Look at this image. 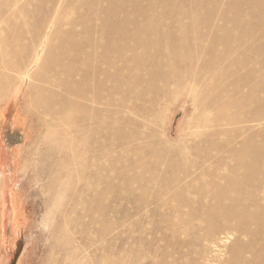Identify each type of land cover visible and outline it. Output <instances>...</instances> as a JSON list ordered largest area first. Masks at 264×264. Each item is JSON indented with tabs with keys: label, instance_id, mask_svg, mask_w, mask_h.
Listing matches in <instances>:
<instances>
[{
	"label": "rangeland",
	"instance_id": "374dc122",
	"mask_svg": "<svg viewBox=\"0 0 264 264\" xmlns=\"http://www.w3.org/2000/svg\"><path fill=\"white\" fill-rule=\"evenodd\" d=\"M108 1L111 0H94V3L86 9L79 5L78 0H55L54 3L44 2L43 4H39L38 0H0V62L6 57L4 55L8 56V53L13 52L18 44H20L19 47H24L27 44L28 41L26 40V42L25 39H30V36L23 38L22 33L29 32L30 25L43 8L45 11L55 10V12H47L46 15L51 22L59 21L60 34L68 31L70 24L75 20L79 21V18H84L83 16L85 18L81 20L80 26H76L75 33L82 34L86 26L90 28L89 26L94 24L96 27L105 20L110 26L113 23V12L117 19L131 20L134 18L142 28L144 17L147 16L143 15L144 10L150 9L148 11L149 22L156 19L153 23L164 24L172 21L176 15L180 17L179 19L183 18L184 22H188L182 11L187 13L193 8L192 0H180L178 3L175 0H112L113 3ZM212 1L214 0L207 2ZM217 1L218 3L214 5L205 3V10H201L200 16L213 13L214 20H217L222 14L229 17L233 15L231 11L226 10V7L228 9L232 2L231 0ZM242 6L241 9L247 10L245 4ZM111 7L113 8L111 9ZM106 8L111 11L98 13L100 9ZM84 9H86L85 12ZM115 11L118 13L115 14ZM132 11L136 12L132 13ZM90 12L93 20L88 19V14L91 15ZM97 13L98 15H96ZM89 20L93 23H90ZM83 23H86L85 27ZM122 28L128 32L133 29L131 24H123ZM230 29L234 34H238L237 27L236 29L230 27ZM97 30L92 32L91 28L89 29L92 33L91 36L96 39H98ZM116 36L114 29L109 38L113 39ZM148 37L151 41L158 39V35L155 33H151ZM9 43L13 45L10 46ZM207 43L206 40L203 41L204 46ZM216 48L220 50L221 46L217 45ZM168 52L167 48H164L160 54L153 48L138 47L135 53L125 50L123 52L125 59L118 62V68L120 67L123 71L122 74L129 77V81L132 82L133 79L130 78L129 72H137L135 66L138 63L140 66H150L157 57L163 59ZM39 55L40 51L36 57ZM109 56L114 60L117 53L110 51ZM114 67H107L108 72L114 73ZM31 68L23 76L18 72H9L13 81L9 82L0 93V264H256L255 262L264 264V257L262 258L261 255L264 253V161L259 162L260 170L255 171L252 179L246 186L244 185L242 193H237L235 189L231 188L225 195H218L220 192L213 189V184L217 188L218 183H220L218 184L219 190L228 187V183L223 177L229 176L228 168L234 163L231 161L233 160L231 157L232 148L240 147L239 141L245 137V126L249 125L250 128L257 129L261 122H264L263 116L262 121L254 118L245 123V115L251 111L252 105H242L244 110L237 111L232 106L230 107L235 99L233 100L230 93H227V99L224 102L228 110L226 109L224 114L227 116L231 114L232 119L227 118V121H222L220 129L224 131L214 138L217 147L208 149L210 146L207 148V143L204 141L207 135L206 131L211 129V123L208 118L193 112V107L184 97L186 95H183L185 90L180 89V91L179 88L170 85L168 98H158L159 101L153 104L151 112L146 108L147 105L144 102L130 98L125 106L129 107L126 116L135 122H152L153 132L162 136L169 143L175 144L178 149L187 151V159H179V162L168 164L167 160L155 157L147 159L141 164L138 163V168L126 167L121 163L122 154L125 152L119 149L117 138H115L119 136V133L108 132L110 142L107 148L101 151L103 157L99 163L105 165L106 168L101 173L106 177L105 194L96 195L103 189L101 184L96 183L93 185L95 195H87L89 204L86 205V208L82 206V199L85 195H57L58 197H55L60 199L59 204H48L47 206L42 200L45 195L39 194L40 181L35 176L40 165L39 144L44 139L45 130L39 128L27 98L26 89L29 83L27 77L35 70L34 66ZM146 72L143 71L142 75L145 76ZM59 77L63 78L64 74L57 73L55 75V78ZM158 84L161 82L159 81ZM116 86L117 82L115 83L113 79L106 81L109 93L101 99V103L97 106L101 108L102 103L109 102L108 109L111 110L112 116H102V121H113L118 118L113 113L119 108L122 99L121 93L130 92L128 87L120 86V93L113 94L112 90ZM140 88V85H136L134 91H139ZM53 89L59 90L57 87H53ZM243 92L246 94V90ZM94 94L95 91L92 90L89 96ZM169 99L173 103L163 113L161 110L168 102L170 103ZM75 101L72 99L71 102ZM136 106L141 108L139 113L134 112ZM72 113L65 114L71 123L75 118V113ZM120 120L122 121L121 116ZM230 120H234V123H230ZM121 121L118 122L121 123ZM136 130L141 133L147 132L145 126L137 127L135 124V127L126 128L123 134L128 139L129 133ZM64 133L69 134L68 139L71 142L75 140L72 130H64L62 134ZM235 136L239 137L238 140L235 139L236 141L234 140ZM254 139V141L259 140L258 137ZM226 145L227 147L231 146L228 149ZM222 147L224 149H221ZM226 148L228 151L225 150ZM75 154L78 157L81 156L78 152ZM128 154L131 155V153ZM109 158L113 160H109ZM221 160L228 164L224 163L223 165ZM110 163H114V166ZM219 164L221 169L218 170ZM150 165L151 167H149ZM221 165L228 166H225L224 169ZM200 166H204L206 171L203 175L197 176ZM143 168L144 170H141ZM93 171L94 173L100 172L97 166ZM168 173L171 174V176L169 175L171 178H167L169 177ZM212 173L215 174L214 177ZM121 174L124 176L120 178ZM150 176L152 177L150 178ZM199 181L203 184L202 186ZM82 184L83 182L79 183L80 186ZM200 186L202 188H199ZM69 187L72 186L69 185ZM109 187L112 189L110 190ZM209 187L210 189H206ZM66 188L67 185L63 189ZM204 190H206L205 193ZM107 191L109 192L106 193ZM71 199L72 202L77 200L75 208L78 213L76 211L74 214L71 213ZM88 206H90L91 212H89ZM54 212L71 216L72 219L80 222L76 223L73 220V227H71L73 243L65 253L52 251L53 243L50 239L51 230L48 225L54 224L50 221ZM82 215H85V218ZM81 217L83 218L81 219ZM87 221L88 223H86ZM60 224L63 225L62 222ZM61 255L63 259H61ZM250 257L254 260H249ZM248 260L251 262L249 263Z\"/></svg>",
	"mask_w": 264,
	"mask_h": 264
},
{
	"label": "bare ground",
	"instance_id": "6f19581e",
	"mask_svg": "<svg viewBox=\"0 0 264 264\" xmlns=\"http://www.w3.org/2000/svg\"><path fill=\"white\" fill-rule=\"evenodd\" d=\"M38 1L39 4H43L44 2H55V0ZM179 1L180 0H175L177 3ZM207 1L208 0H192L191 3H193V8L191 11H187V13L182 11L188 19V22H184L183 18L179 19L180 17L177 15L169 23H153L156 19L153 20V22H149L148 11L150 9L144 10L145 12H143V15L147 16L144 17V21L142 20L144 22L142 28L134 18L131 20L117 19L114 12L112 13L113 17L110 13L113 18V23H111L110 26L106 20L102 21V23L96 27L94 24L89 26L92 32L98 29L96 32L98 34V39L91 36L92 33L87 26L82 34L75 33L76 26H80L81 20L84 19L85 16H83L84 18L82 19L79 18V21H73L70 24L69 30L60 34L59 21L51 22L46 15L47 12H55V10L50 9L49 11H45L43 8L42 12L38 14L36 17L37 19L35 18L30 27L28 25L29 34L25 31L26 34L22 33L24 35L23 38L30 36V39H25V41H28H26L27 44H21L25 46L19 47L20 44L17 45L16 42L15 44L18 47H14V51L9 52L8 56L6 54L4 55L6 57L0 62V93L9 82L13 81L9 72H18L19 75L23 76L27 73L26 71L29 68L33 66L35 68L33 73L27 77V82L29 80V83L26 93L28 101H30L29 103L31 104L30 108L33 117L38 121L39 128L45 130L44 139L41 144H39L40 165L35 174L37 180L40 181L39 194L45 195L42 199L44 200V205L48 206V204L52 205L55 203L58 205L60 199L58 200L57 197L59 195H85L82 199V206L86 208V205L89 204L87 203V197L89 195H95V188L93 185L96 183L103 186L102 191L96 195L105 194L104 187H107L105 186V184L107 185L106 177L101 173L106 170V168L105 165L99 163L103 157L101 151L107 148L110 142L108 132L119 133V136L115 138H117L119 149L125 152V154H122L121 163L126 167L138 168V163L141 164L143 161L155 157L167 160L168 164H173L175 161L179 162V159H187V151L178 149L175 144L169 143L162 136L153 132L152 122H135L132 118L126 116L128 115L126 113L129 112L127 109L129 107L125 106L130 98L135 101L144 102L145 105H147L146 108L150 109L151 112L153 104L159 101L158 98H168V94L170 93L168 92V87L170 85H174V87L179 88V90H185L183 95H186L184 97L188 99L190 105L193 107V112L208 118L211 123V129L206 131L207 135L204 141L207 143V148L210 146L208 149L215 146V136L224 131L220 129L222 121L231 118V114L230 116L224 114L225 110H228L224 102L227 99V93H230L229 95L233 97V100L235 99L233 105H230V107L232 106V108L237 111L242 110L244 105H252V109L250 108L251 111L247 112L246 115L244 114L245 123H248L254 118L259 121L263 120L264 0H231L232 2H229L230 4L228 9L226 7V10L229 12L231 11L233 15L229 17L222 14L217 20H214L215 17L213 13L200 16L201 10H205V3H213V5L218 3L217 0L212 2ZM78 3L80 6L88 9L89 6L94 3V0H78ZM114 4L110 3L112 6H114ZM243 4H245L247 10L241 9ZM112 8L113 7H111V9ZM86 9H84V12ZM107 10L108 12L111 11L106 8L100 9L98 13H102V11L106 13ZM108 12L107 14H109ZM133 12L135 13L136 11H132V13ZM98 13L96 15H98ZM116 13L118 12L115 11V14ZM243 13L246 15L244 16ZM32 17L34 18V15ZM88 19L93 20L92 14H88ZM91 22L93 23V21H90V23ZM83 24L85 27L86 23ZM123 24H131L133 29L129 32L124 31L122 28ZM230 27H234L235 29L237 27V29H239L237 32L238 34H234L232 32L233 28L230 29ZM86 29L88 30L85 32ZM114 29L117 36L111 39L109 37ZM176 32H178V34H176ZM151 33L158 35L157 41L150 40L148 36ZM204 40L208 42L206 46L203 45ZM104 41L106 42L103 43ZM12 45L11 43L10 46ZM217 45L221 46L220 50L216 48ZM138 47L153 48L158 54H160L164 48H167L169 52L164 55L163 59L157 57L150 66H140V63H138L135 66L137 72H129L130 78L133 79L131 82L129 81V77L122 74V69L120 67L118 68V62H122L124 58L123 52L125 50L135 53ZM39 51L40 55L36 57ZM110 51L117 53V57L114 60L109 56ZM107 67H114V73L108 72ZM163 68L167 69L164 70ZM143 71H147L145 76L142 75ZM57 73L64 74V77L55 78ZM108 79H113L115 83L117 82V86L112 90L113 94L120 93V86L128 87L130 92L121 93V103H119L117 111L113 113L116 114L118 118L113 121H102V116H112L111 110L108 109L109 102L102 103L101 108L97 106L101 103V99L109 93V90L106 88V81ZM159 81L161 84H158ZM136 85H140L141 88L139 91L137 90L135 92ZM53 87H57L59 90L55 91ZM229 87H231L230 91ZM92 90L95 91V94L89 96ZM244 90H246V94L243 92ZM72 99L76 101L72 103ZM168 101H170V103L168 102V104L162 108V112L167 111L169 106L173 103L171 99ZM125 108L126 110H124ZM140 111V107L136 106L134 108L135 113H139ZM69 112L75 113V118L72 120V123L68 116L65 115ZM120 116L122 121L120 120ZM118 121H121V123ZM233 121L234 120L230 123H234ZM135 124L137 127L145 126L147 132L141 133L138 130L135 132L133 131L129 133L130 135L127 136V139L126 135L123 134L124 130L126 128L135 127ZM64 130H72V134L75 137L73 142L68 139L69 134H62ZM244 133L245 137L240 139V143L238 142L240 147L238 149H233V146V148L231 147V157H233L234 161L231 160L232 158L230 160L234 163L228 168L229 176L226 178L223 177L227 181L228 187L219 190L218 184L220 183L217 184V188L216 185L213 184V189H217L220 192L218 195H225L231 188L235 189L237 193H242V188L252 179L255 171L260 170V168H258L259 162L264 161V122H261V125L257 129H252L249 125H246ZM81 136L85 137L82 138ZM255 137H258L259 140L254 141ZM235 139L238 140L239 137L237 138V136H235L234 140ZM227 148L225 150L228 151L229 148ZM221 149L224 148L222 147ZM76 152L80 153L81 156H76ZM128 153H131V155ZM135 159L136 161H134ZM109 160L113 159L109 158ZM224 163L228 164L223 161V165ZM110 164L109 167H111ZM113 164L111 165L114 166ZM95 166L100 170L99 173H94L93 169ZM225 166L222 167L225 169ZM149 167H151V165ZM203 167L204 166L198 167L197 176H201L205 173L206 170ZM218 167V170L221 169L220 164ZM141 170H144V168ZM151 171L148 172L152 173ZM221 171L224 172V170ZM212 174L214 177L215 174ZM169 175L171 176L170 173H168V176ZM123 176V174L119 175L120 178ZM170 176L167 178H171ZM151 177L152 176H150V178ZM217 177L216 179L219 180L220 177ZM199 180L201 181L200 178ZM81 182H83V184L80 186L79 183ZM201 182L203 183V181ZM170 183L169 185L172 186ZM66 185L68 190H66L67 188L63 189ZM69 185L72 187L70 188ZM200 185L202 186L203 184L200 183ZM201 186L199 188H202ZM109 188L110 190L112 189V187ZM206 189H210V187ZM205 191L206 190H204V193ZM108 192L109 191L106 193ZM218 199L221 198L218 197ZM76 205L77 200H74L71 207V213L73 214L76 211ZM88 208L89 212H91L90 206H88ZM76 212L78 213V211ZM53 214L50 221L54 224L48 225L51 230L50 239L53 243L52 251L65 253L70 249L73 243L71 227H73L74 218L72 219L71 216L60 214V212H58V214L54 212ZM84 214L86 215V213ZM85 215L82 216L85 218ZM83 217H81V219ZM60 222H62V226ZM75 222L80 223L79 221ZM86 223H88V221ZM47 233L50 234L49 232ZM263 254H261L262 258L264 257ZM251 257L249 260L253 261L254 259L252 260ZM61 259H63L62 255ZM251 261H249V263ZM255 263L257 264V262Z\"/></svg>",
	"mask_w": 264,
	"mask_h": 264
}]
</instances>
